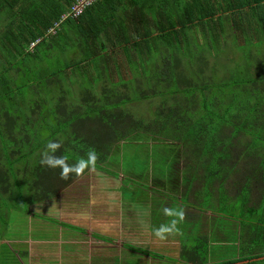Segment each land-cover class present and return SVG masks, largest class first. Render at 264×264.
<instances>
[{"label": "trees", "instance_id": "16d2710c", "mask_svg": "<svg viewBox=\"0 0 264 264\" xmlns=\"http://www.w3.org/2000/svg\"><path fill=\"white\" fill-rule=\"evenodd\" d=\"M78 1L0 0V213L77 179L40 165L50 140L70 164L94 149L112 175L119 142L154 140V155L184 158L183 181L234 199V258L210 260L209 234L231 241L212 231L179 235V257L129 245L175 264H264V0H95L64 18ZM228 51L233 65L218 67ZM150 98L145 116L128 108Z\"/></svg>", "mask_w": 264, "mask_h": 264}, {"label": "rangeland", "instance_id": "374dc122", "mask_svg": "<svg viewBox=\"0 0 264 264\" xmlns=\"http://www.w3.org/2000/svg\"><path fill=\"white\" fill-rule=\"evenodd\" d=\"M49 30L55 33L54 28ZM230 55L231 51L220 55L216 65L220 67L226 62L232 66L228 60ZM235 55L238 56L237 52L233 57ZM158 100L150 98L133 102L128 104V108L135 116L140 115L138 113L145 116L158 104ZM141 140H131V144L118 143L116 160L107 163V167L117 175H112L109 169L104 172L86 171L69 187L59 190L56 198L29 204L31 211L23 209L25 204L18 206V202L14 203L15 206L10 202L6 204L8 206L4 204L0 213V264H70V259L71 264H175L169 258L159 260L137 253L140 249L129 245L167 256L179 257L182 254L179 235L169 236L165 241L152 235V228L171 219L163 215L165 206L183 207L186 218L179 228L182 233H191L185 235L188 238L193 240V233L212 231L211 234L220 238L223 234L231 240L221 241L209 234L210 249L215 255L212 258L210 253L211 261L234 258L235 249L231 247H235V237L231 233L236 229L235 221L223 216L227 210H233L229 207L234 199L227 201L216 188L209 190L207 187V192L199 177V184L193 181L191 185L185 177L183 181L181 168L184 158L154 155L159 142L149 140L145 146L141 144L145 141ZM188 169L183 170V176H187ZM127 174L136 176V183L142 182L141 186L127 185ZM230 192L234 189L231 188ZM258 197L259 193L254 192L251 201L256 202ZM11 199H14L12 194ZM40 215L80 227L84 232L55 225ZM20 249L37 250L41 256H36L38 252L26 257L19 254ZM181 257L185 259L184 255Z\"/></svg>", "mask_w": 264, "mask_h": 264}, {"label": "clouds", "instance_id": "9594fccd", "mask_svg": "<svg viewBox=\"0 0 264 264\" xmlns=\"http://www.w3.org/2000/svg\"><path fill=\"white\" fill-rule=\"evenodd\" d=\"M62 142L50 140L46 143L44 151L41 153L40 165L59 169V179L69 181L84 176L86 170L95 171L98 155L94 149L89 150L85 156L79 157L75 162L69 163L65 155H57L61 149ZM163 215L171 218L167 223H161L159 226L152 228V235L160 241H165L169 236L182 235L179 224L186 218L183 207H168L162 209Z\"/></svg>", "mask_w": 264, "mask_h": 264}, {"label": "built area", "instance_id": "2783aa9c", "mask_svg": "<svg viewBox=\"0 0 264 264\" xmlns=\"http://www.w3.org/2000/svg\"><path fill=\"white\" fill-rule=\"evenodd\" d=\"M94 1L95 0H79L76 4H73V6H71L70 11L66 13L63 17H78L85 9V7L89 6Z\"/></svg>", "mask_w": 264, "mask_h": 264}, {"label": "crops", "instance_id": "0c3cea01", "mask_svg": "<svg viewBox=\"0 0 264 264\" xmlns=\"http://www.w3.org/2000/svg\"><path fill=\"white\" fill-rule=\"evenodd\" d=\"M31 250H32V249H28V250H21V249H20V253H19V254H20V255H23V256H26V257H27V256L29 257V256L33 255L32 253L35 254V253H38V252H39V251H37V250H34V251H31ZM36 256H37V257H40V256H41V255H40V252H39V254H37ZM60 256H62V254H61ZM37 261H38V260H37ZM71 263H72V262H71V259H70V264H71Z\"/></svg>", "mask_w": 264, "mask_h": 264}, {"label": "water", "instance_id": "95a60500", "mask_svg": "<svg viewBox=\"0 0 264 264\" xmlns=\"http://www.w3.org/2000/svg\"><path fill=\"white\" fill-rule=\"evenodd\" d=\"M261 258H263V257H258V258H255V259H261ZM251 260H254V258L251 259ZM248 261L249 260L238 261V262H235V264L247 263Z\"/></svg>", "mask_w": 264, "mask_h": 264}]
</instances>
